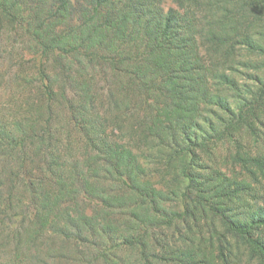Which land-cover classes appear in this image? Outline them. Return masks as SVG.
Listing matches in <instances>:
<instances>
[{"label":"trees","instance_id":"1","mask_svg":"<svg viewBox=\"0 0 264 264\" xmlns=\"http://www.w3.org/2000/svg\"><path fill=\"white\" fill-rule=\"evenodd\" d=\"M120 1L77 11L72 0H0V37L19 44L11 64L27 90L17 106L12 94L0 102L3 264H23L32 246L40 259L51 238L83 264H116L120 249L142 264H264V219L240 221L231 206L245 181L211 187L198 170L221 143L264 180L252 147L264 124V0H172L166 11ZM82 56L109 70L103 86L78 74ZM151 228H172L169 244L154 250Z\"/></svg>","mask_w":264,"mask_h":264},{"label":"rangeland","instance_id":"2","mask_svg":"<svg viewBox=\"0 0 264 264\" xmlns=\"http://www.w3.org/2000/svg\"><path fill=\"white\" fill-rule=\"evenodd\" d=\"M51 2V0H49ZM73 2H76L77 11L82 10L81 5L85 4L88 0H72ZM131 1V0H130ZM136 1V0H132ZM143 2L142 0H139ZM125 0H122L117 3V7L120 8L122 5H124ZM145 2V1H144ZM156 5L158 8H162L163 11H166V9L173 4L172 0H156ZM148 3H152V0H150ZM111 8V7H110ZM117 8V9H118ZM107 7L101 6V13H105V10ZM112 9V8H111ZM76 17L78 13L74 12L72 17ZM72 17H69L65 23H69L72 20ZM9 35L6 33L1 34V41H0V102L4 101L5 99L10 101V94L13 96L19 98L18 101L14 105H19V102L22 98V95H26L27 90H24L23 92H18L20 89L18 88L17 82L24 85L22 81L16 80L14 78V71L17 70L16 65L11 64L14 61L16 62L18 56L22 52L19 44L16 46L14 43H11L9 39H7ZM13 44V45H12ZM26 53V58L34 59L39 56L38 52H34V49L32 48V51L30 49H24ZM82 63H77L80 66L79 73H88L86 75H93L94 77L91 78L92 82L96 86H103L105 84L104 80H102L105 76L104 72L109 73L107 68H103L100 66V64L95 65L93 62H89L88 59L85 56H82ZM25 67L23 69H26V67L29 65L28 63H24ZM21 69V68H20ZM28 72V71H27ZM76 72V73H77ZM241 77V76H239ZM245 76H243L239 81L243 80ZM20 87V86H19ZM2 88V89H1ZM71 86L67 88V92L71 93ZM18 90V91H17ZM33 91V90H32ZM106 89L102 90L101 92H105ZM21 94V95H20ZM105 100V99H104ZM8 101V102H9ZM99 101H96L97 104ZM102 105L103 108L100 109V112H104V110L108 109V104L105 103ZM101 103V102H100ZM234 104V103H233ZM110 131V130H107ZM260 138L258 141L254 144L253 149L254 151H258L259 154L264 158V124L260 127ZM116 133L114 130L112 132ZM253 151V150H252ZM227 149L224 145L221 143H217L215 146V153H214V159L209 160L208 158L203 157L202 158V165H200L199 171L202 173V181H209L212 180L210 186L215 187L216 185H220L221 183H226L227 185L230 184L232 188L238 187V183L240 181H245L246 183L243 188L247 189L245 192L241 193L240 199H238L233 205V212L236 213L240 221L249 222V223H255L259 219H264V180L259 179L256 180L255 177L250 176L243 172V170L240 168L239 165H234L230 163L229 160H227ZM173 199L169 201L164 202V206L166 207L167 204L172 209H177L175 205H170L172 203ZM93 205V204H92ZM90 208H88L87 212L91 213L92 207L89 205ZM14 226V225H13ZM216 229H221L219 226H217ZM206 230V229H204ZM260 234H264V229L261 231ZM149 242L156 244L157 247L154 250H158L159 247H161L164 242L169 244V236L173 235V229L171 228H163V229H155L151 228L149 233ZM44 238H46V232H43L42 235ZM43 239V238H42ZM167 239V241H166ZM53 242V244H51ZM159 243V244H158ZM29 247L24 248L23 252L27 256V259L24 260L23 264H40L39 261H42L41 264L44 262H47V264H83L86 261V258H81V263H76L75 260V254L76 252H72L73 248L72 245H65V243L61 242L60 240L56 238H51V240L45 242L41 245V252H40V259H36L35 254L33 253V246L28 251ZM54 249L55 251H49L46 252L48 249ZM183 248V246H182ZM9 248H7L6 251L0 252V264L5 263L7 259H10V253ZM169 250L175 249L174 246L169 245ZM57 251V252H56ZM115 252V251H114ZM113 252V253H114ZM53 255L54 257L51 258L48 255ZM62 253V254H61ZM114 258L117 259L116 264H142V261L137 257V253L135 251H128V250H117L115 252ZM161 253V252H160ZM30 255H33L32 257H29ZM95 254L93 250H86V255ZM68 256V257H67ZM69 257H73L71 260ZM78 258V256H76ZM89 258V256H88ZM243 264H258L257 262H248L242 260ZM45 264V263H44ZM218 264V263H216ZM241 264V263H240Z\"/></svg>","mask_w":264,"mask_h":264}]
</instances>
